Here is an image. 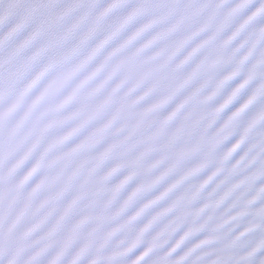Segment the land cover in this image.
Instances as JSON below:
<instances>
[{"label": "snow or ice", "instance_id": "6c2138e0", "mask_svg": "<svg viewBox=\"0 0 264 264\" xmlns=\"http://www.w3.org/2000/svg\"><path fill=\"white\" fill-rule=\"evenodd\" d=\"M0 264H264V0H0Z\"/></svg>", "mask_w": 264, "mask_h": 264}]
</instances>
